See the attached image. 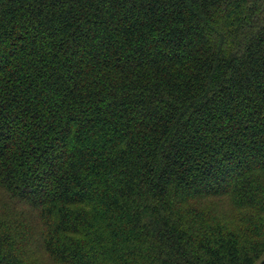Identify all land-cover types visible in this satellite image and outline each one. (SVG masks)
<instances>
[{
    "label": "trees",
    "instance_id": "obj_1",
    "mask_svg": "<svg viewBox=\"0 0 264 264\" xmlns=\"http://www.w3.org/2000/svg\"><path fill=\"white\" fill-rule=\"evenodd\" d=\"M0 264H264V0H0Z\"/></svg>",
    "mask_w": 264,
    "mask_h": 264
}]
</instances>
